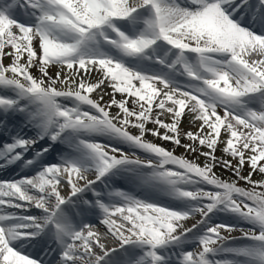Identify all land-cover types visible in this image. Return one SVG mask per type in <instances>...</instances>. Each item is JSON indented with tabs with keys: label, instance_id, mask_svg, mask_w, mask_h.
<instances>
[{
	"label": "snow or ice",
	"instance_id": "snow-or-ice-1",
	"mask_svg": "<svg viewBox=\"0 0 264 264\" xmlns=\"http://www.w3.org/2000/svg\"><path fill=\"white\" fill-rule=\"evenodd\" d=\"M0 115V264H264V0H4Z\"/></svg>",
	"mask_w": 264,
	"mask_h": 264
},
{
	"label": "rangeland",
	"instance_id": "rangeland-1",
	"mask_svg": "<svg viewBox=\"0 0 264 264\" xmlns=\"http://www.w3.org/2000/svg\"><path fill=\"white\" fill-rule=\"evenodd\" d=\"M53 73H54V70L51 68V69H50V74H53ZM108 99H109V97L106 98L105 101H107ZM130 106H131V105H130ZM114 110H116V109L113 108L112 111H114ZM188 125H189V124H186V125L183 124L184 129L189 130ZM151 126H152V125H149V127H151ZM187 130H186V131H187ZM148 139L151 140V139H154V138L151 137V136L149 135V136H148ZM155 142L158 143V144H162L165 148H168V149H171V148L173 147V146L171 145V143H169V142H164V141H161V140H155ZM185 142H187V141H185ZM175 154H177V155H184V149H182V148H177V149L175 150ZM217 155H218V156L221 155V152H217ZM187 158L192 159V158H194V157H192L191 155H189ZM215 171L217 172L218 175L221 176V178H224V179L232 178V179H234V177L231 176V173H230V172L224 171V170H222V169H220V168H217ZM244 171H245V173L248 171L247 166L245 167ZM260 178H261V177H260L259 175H254V176H253V179H255V180H259ZM238 186L247 187V185H245L243 181H240ZM164 199H166L167 201L169 200V198H167V197H164ZM196 219H199V216H197ZM214 219H216V218H214ZM193 223H195V220H193V219H189V220L186 222L185 226H186V227H190ZM240 226H243V227H245V228L250 227L249 225H246V224H245L244 222H242V221L240 222ZM239 232H240L239 230H237V231H233V232H231L230 234L227 233V232H222V235H225V236H227V237L229 238L230 236H233V235H236V234H241V233H239ZM244 245H245V244L243 243V241H241L240 243L228 244V246H244ZM186 247H187L188 250H192V251L197 250V249H196V245H195V243H194L191 239H189L188 244L186 245ZM217 258H219V257H217ZM227 258H229V257H225V256H223V258H221V259H227Z\"/></svg>",
	"mask_w": 264,
	"mask_h": 264
},
{
	"label": "bare ground",
	"instance_id": "bare-ground-1",
	"mask_svg": "<svg viewBox=\"0 0 264 264\" xmlns=\"http://www.w3.org/2000/svg\"><path fill=\"white\" fill-rule=\"evenodd\" d=\"M181 2L182 3H184V0H181ZM5 64H8V63H10V61H9V59L7 58V57H5L4 58V61H3ZM53 70H54V73H55V71H56V68H52ZM106 98H108V96H105V100H106ZM120 97H119V95H117V99H119ZM256 107H259V104H257L256 105ZM114 111H116V110H114ZM1 118V117H0ZM18 120V119H17ZM13 121H9V125L12 123ZM186 124H189L188 125V127H189V130H191L192 129V125L189 123V121L186 119L185 121H184V125H186ZM187 129H185V131H186ZM148 195V193L147 192H143V196H147ZM151 198H155L156 199V196L155 195H153ZM98 227H99V230L101 231V232H103L104 231V227L102 226V225H98Z\"/></svg>",
	"mask_w": 264,
	"mask_h": 264
}]
</instances>
